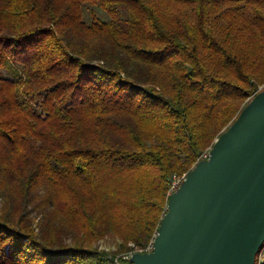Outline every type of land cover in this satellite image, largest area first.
I'll return each instance as SVG.
<instances>
[{"label":"trees","instance_id":"16d2710c","mask_svg":"<svg viewBox=\"0 0 264 264\" xmlns=\"http://www.w3.org/2000/svg\"><path fill=\"white\" fill-rule=\"evenodd\" d=\"M0 69V264H128L264 89V0H0Z\"/></svg>","mask_w":264,"mask_h":264},{"label":"water","instance_id":"95a60500","mask_svg":"<svg viewBox=\"0 0 264 264\" xmlns=\"http://www.w3.org/2000/svg\"><path fill=\"white\" fill-rule=\"evenodd\" d=\"M264 244V89L168 200L150 252L131 264H255Z\"/></svg>","mask_w":264,"mask_h":264},{"label":"rangeland","instance_id":"374dc122","mask_svg":"<svg viewBox=\"0 0 264 264\" xmlns=\"http://www.w3.org/2000/svg\"><path fill=\"white\" fill-rule=\"evenodd\" d=\"M85 19L87 21L90 20V13H89V8L85 9ZM0 74L2 75H8L7 71L5 69H0ZM261 88V87H260ZM115 245H116V240L114 238H112L111 236H107L104 239H102L99 242V246L102 249H108V250H114L115 249ZM264 262V247L261 249V251L259 252V254L257 255V260L256 263L257 264H261Z\"/></svg>","mask_w":264,"mask_h":264},{"label":"built area","instance_id":"2783aa9c","mask_svg":"<svg viewBox=\"0 0 264 264\" xmlns=\"http://www.w3.org/2000/svg\"><path fill=\"white\" fill-rule=\"evenodd\" d=\"M208 155V151H206L200 159H204L206 158ZM185 174H183L182 176H173L172 180H171V185H170V189H169V193L171 194L174 190H176L178 188V186L180 185V183L182 182V180L185 178ZM152 248V244L148 245L145 249H134L131 250L129 252L123 253L122 257L126 260H129V258L131 257V255L134 252H150ZM259 254V253H258ZM118 264H123L118 262ZM128 264H131L130 262Z\"/></svg>","mask_w":264,"mask_h":264}]
</instances>
